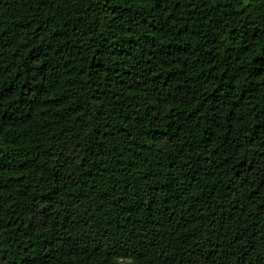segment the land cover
<instances>
[{
    "label": "trees",
    "instance_id": "trees-1",
    "mask_svg": "<svg viewBox=\"0 0 264 264\" xmlns=\"http://www.w3.org/2000/svg\"><path fill=\"white\" fill-rule=\"evenodd\" d=\"M0 264H264V0H0Z\"/></svg>",
    "mask_w": 264,
    "mask_h": 264
}]
</instances>
